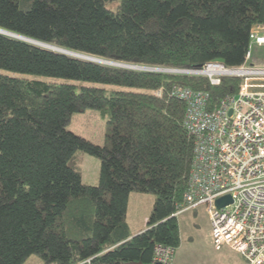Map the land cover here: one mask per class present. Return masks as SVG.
<instances>
[{"label": "trees", "instance_id": "1", "mask_svg": "<svg viewBox=\"0 0 264 264\" xmlns=\"http://www.w3.org/2000/svg\"><path fill=\"white\" fill-rule=\"evenodd\" d=\"M112 5V6H111ZM264 0H0V28L98 57L164 68L246 62ZM0 264L39 254L45 264H151L156 243L177 248V214L190 184L195 137L175 84L208 91L211 106L242 77L118 67L0 33ZM100 110L109 145L66 129L76 111ZM101 159L97 185L70 164ZM132 191L152 192L147 227L130 230Z\"/></svg>", "mask_w": 264, "mask_h": 264}, {"label": "built area", "instance_id": "2", "mask_svg": "<svg viewBox=\"0 0 264 264\" xmlns=\"http://www.w3.org/2000/svg\"><path fill=\"white\" fill-rule=\"evenodd\" d=\"M254 44L264 45V25L252 28L246 62L227 66L209 61L172 72L242 77L239 90L211 106L208 91L175 84L171 95L186 103L184 123L195 137V157L184 202L175 213L206 205L216 248L230 246L247 264H264V64L249 63ZM230 195L219 207L216 200ZM175 247L156 243L151 264H178Z\"/></svg>", "mask_w": 264, "mask_h": 264}, {"label": "rangeland", "instance_id": "3", "mask_svg": "<svg viewBox=\"0 0 264 264\" xmlns=\"http://www.w3.org/2000/svg\"><path fill=\"white\" fill-rule=\"evenodd\" d=\"M258 49V44H254L252 58L249 63H261V60L256 58ZM258 56L264 58V52L261 51ZM0 71L17 76L39 77L51 80L63 79L42 74L15 72L3 68H0ZM66 129L97 144H110L108 137L110 132L109 123L98 109L87 107L82 111L74 112L66 123ZM70 164L81 173L82 180L85 183L98 184L101 165L99 157L78 149L74 152ZM154 200L155 194L152 192H130L126 220L132 227L135 229L143 227L141 226L142 221L145 220L143 219V214L146 212L151 213ZM177 216L180 224L181 241L175 251V262L178 264H247L244 256L230 246L224 245L219 249L216 248L206 205L202 204L195 209L178 212ZM22 264H45V260L39 254H31Z\"/></svg>", "mask_w": 264, "mask_h": 264}, {"label": "water", "instance_id": "4", "mask_svg": "<svg viewBox=\"0 0 264 264\" xmlns=\"http://www.w3.org/2000/svg\"><path fill=\"white\" fill-rule=\"evenodd\" d=\"M0 33L2 34H6L8 36L14 37V38H18L27 42H30L32 44L38 45V46H43L45 48L48 49H52V50H56L68 55H72L74 57H78V58H82V59H86L89 61H93V62H98V63H102V64H107V65H113V66H118V67H127V68H133V69H144V70H150V71H168V72H172V68H164V67H153V66H144V65H138V64H129V63H125V62H120V61H115V60H110V59H106V58H102V57H98L95 55H90V54H86V53H82V52H77V51H73L67 48H63L54 44H50L41 40H37L25 35H22L20 33L17 32H13L7 29H0ZM232 202V197L230 195H224L219 197L216 200V203L219 207L224 206L228 203ZM135 264H143L141 262H136Z\"/></svg>", "mask_w": 264, "mask_h": 264}, {"label": "crops", "instance_id": "5", "mask_svg": "<svg viewBox=\"0 0 264 264\" xmlns=\"http://www.w3.org/2000/svg\"><path fill=\"white\" fill-rule=\"evenodd\" d=\"M259 46V49H258V52H257V56H256V58H259L260 60H261V63L262 64H264V58L263 57H260V56H258V55H260V52L262 51V52H264V45H258ZM202 205V204H201ZM198 206H200V205H198ZM198 206H195V207H192V208H189V209H195V208H197ZM187 210V209H186ZM185 211V210H184ZM183 212V211H182ZM148 214L149 213H144L143 214V219H148ZM145 220H143L142 221V225L141 226H143V227H140V228H138V229H135L134 227H132V225H130V223L128 222V224H129V227H130V230H131V232L133 233V234H137V233H139L140 231H142V230H144L146 227H147V221H145ZM145 224V225H144ZM145 226V227H144Z\"/></svg>", "mask_w": 264, "mask_h": 264}, {"label": "bare ground", "instance_id": "6", "mask_svg": "<svg viewBox=\"0 0 264 264\" xmlns=\"http://www.w3.org/2000/svg\"><path fill=\"white\" fill-rule=\"evenodd\" d=\"M1 29V28H0ZM3 29V28H2ZM175 70H179V69H175ZM175 251H176V248H175Z\"/></svg>", "mask_w": 264, "mask_h": 264}]
</instances>
